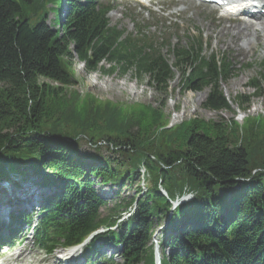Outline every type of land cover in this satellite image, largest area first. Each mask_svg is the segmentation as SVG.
I'll return each mask as SVG.
<instances>
[{
  "label": "trees",
  "instance_id": "16d2710c",
  "mask_svg": "<svg viewBox=\"0 0 264 264\" xmlns=\"http://www.w3.org/2000/svg\"><path fill=\"white\" fill-rule=\"evenodd\" d=\"M84 1L67 0L63 21L54 18L49 25L45 12L34 13L35 0H0V179L6 178V166L27 174L25 163L39 175L40 186L60 183L57 192L42 197L33 229L35 243L47 251L78 244L99 228L114 225L118 208L134 203L133 213L115 233L96 236L122 247L121 262L104 258L103 264H153L151 219L161 215H168L169 232H163L160 246L172 249L162 264H264L263 137L247 134L252 131L243 126L245 133L237 143L238 136L228 135L224 125L216 123L203 131L194 120L169 132L157 131L159 123L145 138L131 131L128 117L121 118L122 128L110 131L103 120L99 125L76 113L73 108L79 101L73 100L74 93L68 99L63 90L71 83L72 58L90 73L102 69L136 80L147 78L160 90L168 88L175 69L187 91L209 89L202 103L205 109L225 110L229 104L219 83L231 76L228 57L203 54L201 39L194 37L186 45H167L170 62L161 52L163 44L141 31L126 33L110 25L106 3ZM53 2L52 10L59 16V0ZM55 23L59 28L54 29ZM259 66L264 71V58ZM110 109L121 117L115 106ZM171 135L180 142L166 141ZM83 141L96 153L98 142H103L114 156L94 154L98 163L83 168L76 164L79 155H74L76 160L70 155ZM139 167L147 175L146 190L137 187L142 193L138 199L122 197L101 216L104 202L90 190V177L128 186ZM185 193L193 197L171 209L168 199ZM30 219L28 213L13 214L8 235ZM94 240L85 255L97 254Z\"/></svg>",
  "mask_w": 264,
  "mask_h": 264
},
{
  "label": "rangeland",
  "instance_id": "374dc122",
  "mask_svg": "<svg viewBox=\"0 0 264 264\" xmlns=\"http://www.w3.org/2000/svg\"><path fill=\"white\" fill-rule=\"evenodd\" d=\"M35 1L38 4V9L34 13L38 15L45 12L47 24L52 25L54 18L55 20L60 19L58 11L52 10L56 4L53 0ZM181 1L193 2L189 0ZM113 3L114 5H111L114 9L108 15L110 25L112 26L117 25L118 28H123L129 33H132L137 27L143 28L144 32L152 35L154 38L164 37V40H168L171 46L176 44L186 45L189 38L200 37L204 54H224L227 56L232 63V73L225 81H221L219 86L228 101L229 107L219 111L205 109L202 103L209 89L204 88L200 91H187L184 88L182 75L179 70L173 69V76L169 81L168 88L166 90H160L155 85H149L147 78L136 80L129 74L121 75L118 72L112 71L104 73L102 69L90 73L79 60L72 58L69 61L71 83L69 86L64 87L63 90L67 94L68 99L74 93L75 97L73 100L79 101L73 108L76 113L87 118H93L99 125L103 120V126L110 131H116L118 128H122L123 120L121 118L128 117V121L132 125L131 131L134 133L138 132L142 137H145L148 131H154L159 123L161 124L157 131H161L162 129L169 132V130L180 123L185 124L195 120L201 124L200 127L203 131L208 130L216 123L224 125L228 135L238 136L237 143L242 140L241 136L245 133V128L242 129L243 126L248 127V130L252 131L247 134L253 133L256 135L258 133L259 136L264 138V79H262L264 71L259 66L260 61L264 58V28L261 25L257 26L258 22L256 23L252 20L251 24H256V26L247 29L249 32L258 30L255 31L258 38L255 40L250 38L252 41L251 46L246 45V42H248L246 38L240 37L237 38L235 43H231V45L228 44L231 31L223 37H219L218 32L223 27L230 30L232 26L243 28L251 24L238 21L228 24L225 21L218 20L216 15L206 5H194L192 6L193 11L192 9H187L185 12L173 13L168 16L170 12L172 13L177 8L174 10H172L173 8H168L163 13H154L133 2L113 0ZM194 3L197 4V1ZM147 25L149 27L145 28ZM53 26L54 29L59 28L57 23ZM159 41L161 40L159 39ZM161 52L170 62L172 61L166 48H163ZM94 82H97L98 85L93 86L92 83ZM112 106H115L119 110V113H122H120V118L115 117L116 113L114 111L112 113L110 112V107ZM78 108L80 111H78ZM178 134L182 135L181 138H185L182 132ZM179 140L178 137L172 135L166 139V141H170L171 143H178L180 142ZM98 146L100 148L98 149V153H96L93 146L83 141L80 142L79 147H74L76 152H71L70 155L72 159L76 160L74 155L78 154L79 158L76 164L83 168H86L87 163H98L94 158V154H99L101 158L105 159L114 156L113 153H110L104 147L103 142H98ZM40 159H42V156ZM110 165L113 166L114 164L111 162ZM24 166L27 167V174H22L18 171L7 173H10V175H17L16 173H18L21 179H24L23 176L26 179L17 183L14 188L6 187L4 184L3 186L1 185L0 199L2 198V203L0 204V220H8L7 216L9 215L10 208L7 209L6 206H8L7 204L9 202L7 203L5 200L9 199L10 202H13L14 199L18 201L28 200L27 196L29 193L31 195V202H29V199L28 203L31 205L26 209L33 207L34 211L42 200L40 195L43 196V194L47 193L51 195L59 190L57 183H60L58 181H56L57 183H51L43 190L44 186H40L39 184V175L32 172L30 164L25 165L24 163ZM138 170V176L135 177V181L131 182L128 186L127 182L123 183V185H120L119 182V184L115 183L114 185L103 184L100 178L90 177L92 181L89 187L90 190L94 194H97L104 202L100 208L101 216H106L111 208H114V204L119 202V199L122 197L126 199L130 197H134L135 200L138 199L142 193L136 190L137 187L142 192L146 190L147 175H141V167ZM15 178L19 179L18 176ZM2 182L0 183L2 184ZM32 184H35L34 189L32 188ZM30 186L31 188L28 189ZM159 190L164 192L160 186ZM192 197L193 194L188 193L186 198H184ZM38 200L39 202H37ZM133 204L126 209L123 206L118 208L119 214H117L115 219V225L125 221L133 213ZM168 220V215H161L159 220L151 219L153 231L149 244L156 240V244L160 245L163 232H169L167 230ZM107 229L113 233L118 230L113 225H107ZM23 230L24 228L22 227L20 232L22 238H19L20 241L17 238L18 242L9 245L6 249L7 252L2 254L4 256L3 258L8 262L6 264H54L57 259H61L60 254L63 250L60 249L59 245L52 252L45 253L42 248L33 243L32 231H29L26 235L22 234ZM102 231L104 233L106 232L104 227H101L98 232ZM100 245L101 243L98 241L94 243L95 247ZM157 245L154 255L161 257V250ZM120 247V245L116 246L111 254L112 258L117 262L122 261ZM84 250L85 247L83 248ZM108 252L107 250L101 251L100 254L104 255ZM162 252L165 254L166 250L164 249ZM76 253L73 254L76 260L72 264H83V254L81 255V252H79L75 255ZM13 259H19L21 261L14 263ZM60 264L64 263L62 262ZM92 264H101V261H93Z\"/></svg>",
  "mask_w": 264,
  "mask_h": 264
},
{
  "label": "bare ground",
  "instance_id": "6f19581e",
  "mask_svg": "<svg viewBox=\"0 0 264 264\" xmlns=\"http://www.w3.org/2000/svg\"><path fill=\"white\" fill-rule=\"evenodd\" d=\"M189 1H193V2H195L196 0H189ZM255 21L254 22H256L257 23V20H259V19H254ZM251 21L252 20H245V19H243V20H241V21H238V22H241V23H249V24H251ZM258 23L262 26V28H264V21H262V20H259L258 21ZM256 26V24H251V25H247V26H244L243 28H240L239 26H232L231 27V29L230 30H228L226 27H223L219 32H218V36L219 37H223L225 34H228V32L229 31H231V34H230V38H229V40H228V44H233V43H235V41L237 40V38H246L247 39V41L248 42H246V45H250L251 46V44H252V41H251V39L250 38H253L254 40L255 39H257L258 37H257V35H256V33H255V31H258V30H253V31H251V32H249V31H247V29L248 28H253V27H255ZM264 37V36H263ZM231 44V45H232ZM92 85L93 86H96V85H98V83L97 82H94V83H92ZM100 85H102V84H100ZM3 182H5V181H3ZM33 189H34V187H32ZM35 189H37V188H35ZM5 201H7V203L9 202V199L8 200H5ZM4 202V201H3ZM2 202H0V204H1ZM33 205V204H32ZM0 207H1V205H0ZM80 249V247H74V248H71L69 251H67L66 252V254H65V257L67 258L68 257V264H70V263H73L75 260H76V258H75V256H73V254L75 253V252H78V250ZM78 253H76L75 255H77ZM18 256H20V255H18ZM73 256V257H72ZM20 258V257H19ZM158 261L159 260H157L156 259V262H155V264H157L158 263ZM44 262V261H43ZM61 262H60V260L59 259H57V261H55L54 262V264H60Z\"/></svg>",
  "mask_w": 264,
  "mask_h": 264
},
{
  "label": "clouds",
  "instance_id": "9594fccd",
  "mask_svg": "<svg viewBox=\"0 0 264 264\" xmlns=\"http://www.w3.org/2000/svg\"><path fill=\"white\" fill-rule=\"evenodd\" d=\"M143 170V169H142Z\"/></svg>",
  "mask_w": 264,
  "mask_h": 264
}]
</instances>
